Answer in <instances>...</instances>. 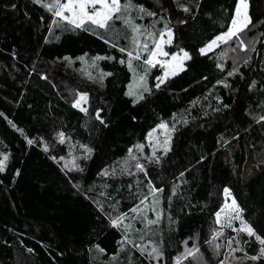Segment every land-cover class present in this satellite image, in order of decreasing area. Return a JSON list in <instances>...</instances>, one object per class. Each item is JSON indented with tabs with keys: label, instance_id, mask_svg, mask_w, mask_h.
I'll use <instances>...</instances> for the list:
<instances>
[{
	"label": "trees",
	"instance_id": "trees-1",
	"mask_svg": "<svg viewBox=\"0 0 264 264\" xmlns=\"http://www.w3.org/2000/svg\"><path fill=\"white\" fill-rule=\"evenodd\" d=\"M133 3L157 14L141 19L132 10L142 28L158 35L170 21L174 35L167 52L184 49L192 57L159 89L153 85L163 68L151 67L146 80L152 94L138 104L126 95L134 75L119 47L132 50V33L121 21L108 31L69 32L53 25L52 14L33 0H0V153L8 154L0 171V264H173L184 245L199 248V264H219L235 234L224 229L214 240L220 247L210 243L220 228L215 213L226 200L225 187L244 209L245 220L264 237V121L259 120L264 116V0H250L253 23L244 36L248 48L231 41L204 54L198 49L230 25L235 0ZM133 64L143 71L142 62ZM234 66L238 71L229 76ZM101 72L112 75L100 82ZM81 91L89 94L87 112L72 104ZM96 109H103L108 127L96 119ZM162 121L169 129L174 124L175 131L171 150L164 154L157 147L161 159L154 163L148 160L153 152L148 133ZM59 132L65 134L63 143ZM26 138L35 142L29 145ZM82 144L93 152L86 153ZM136 144H143L133 148L138 161L128 152ZM226 149L232 161L224 158ZM246 160L260 169L244 181ZM137 162L147 175L136 169ZM124 167L132 175H121ZM102 169L117 174L98 175ZM149 180L163 192L149 195ZM144 197L145 204H139ZM153 199L157 203L151 206ZM134 205L149 219L156 218L154 207L161 213L158 222L146 227L139 218L132 220ZM109 213H127L124 223L131 224L135 244L156 246L164 255L150 260L131 244L121 250L124 229L110 225ZM239 241L244 250L237 253L240 264H260L243 259L258 253L259 241L245 233ZM181 264L196 262L191 257Z\"/></svg>",
	"mask_w": 264,
	"mask_h": 264
},
{
	"label": "snow or ice",
	"instance_id": "snow-or-ice-1",
	"mask_svg": "<svg viewBox=\"0 0 264 264\" xmlns=\"http://www.w3.org/2000/svg\"><path fill=\"white\" fill-rule=\"evenodd\" d=\"M34 3L40 4L42 7L47 9L48 12L52 14V21L51 23L55 25L57 28H61L62 30H66L69 32H75L78 29H83L84 31H99L103 29L104 31H108L110 25L116 21H121L125 26H127L132 33L131 37V46L132 50H129L126 47H119V51L121 53H127V67L130 71H132L134 75L133 83L129 84V91L126 95L132 97L131 103L138 104L141 101H146V93L148 95L152 94V88L147 86V73L151 67L156 65H160L163 67L164 71L162 76L156 77L157 83L153 85L155 89H159L161 84L164 83L165 80L168 79L169 76H175L177 70H183L184 64L183 61L191 60L192 57L190 53L184 49H180L179 52L182 55H179L177 52L169 53L164 50V45L172 44L173 43V29L169 26L170 21H165L164 26L162 29L158 30L157 32L150 31L148 28L142 26L135 22V17L131 15L132 10H135L139 14V18H143V15L146 14L147 16H156L155 12L147 11L142 4H135L133 0H33ZM182 8L184 12H192V8L187 4H180L178 5ZM199 6L198 4L196 5ZM250 0H235L234 5V14L230 15V25L227 27L226 31H220L218 34L214 35L212 39L208 40L202 47L198 49L200 54L206 53V51H211L217 48L220 44H226L229 41H233L235 38V43H237L241 48H248L250 45L245 44L244 36L245 30L249 29V26L253 23L252 17L249 13L250 10ZM15 8V5H12ZM41 20L43 17L40 18ZM163 20V17H160ZM179 23H186V21H178ZM94 26V29L93 27ZM49 31H52V28H49ZM143 36L144 40L141 41L140 37ZM104 39L103 36L100 37ZM149 43L153 45V47H149ZM116 46V45H113ZM235 51V49H232ZM144 54H147V58H144ZM224 55H227L225 52ZM171 56V59H166L167 57ZM105 57H94L93 60L96 59H104ZM112 59V57H108ZM61 59L70 60V57H63ZM78 59H83V57H79ZM142 62L143 71H139L137 66H134L133 61ZM119 63L124 64L125 61L123 58L120 59ZM235 65V61H234ZM217 67H223V64H218ZM238 71L237 67H233L232 71L228 72L229 76L234 75ZM89 79H95L91 75V73L87 74ZM105 75H112V73H104L101 72L99 75V81L102 82ZM42 79H47L46 75H42ZM217 83H222V81H217ZM255 81L249 85L251 88L255 85ZM89 99V94L87 92H78L75 98L72 101L73 107L80 109L82 112H87L88 109L85 107L87 105ZM219 99V98H218ZM224 108H228L229 105L224 104ZM219 109H217L218 111ZM103 109H96L95 116L96 119L100 122L101 125L104 127H108V122L101 116V112ZM132 119H136V117H132ZM260 121H264V116L259 117ZM187 121H185L186 123ZM14 128L16 127L15 124L12 125ZM157 128H162L168 130V134L165 136L163 142L159 140L153 145V152L152 156L148 157L149 161L154 163L160 162V156L157 155L156 148L159 147L163 150L164 154H167L171 150V132L175 131V125L173 124L172 127L169 129V126L166 122H161L160 124L156 125V127L152 128L149 133V139H152L153 133L156 132ZM18 131H22L19 130ZM58 135L61 138V143L64 142L65 134L63 132H59ZM27 139V138H26ZM42 139V138H41ZM35 141L33 139H27V143L29 145L33 144ZM80 147L84 148L86 153H92L93 149L89 148L87 145H80ZM133 148L142 149L143 144H136L133 145L128 149V152L131 154V159L137 160L138 157L135 156L133 153ZM45 150H47V146H45ZM87 158V156H86ZM154 158V159H153ZM53 159H57L53 157ZM59 159L63 160V157ZM203 159V157H201ZM8 160V154H2V158H0V171H4L5 163ZM127 162H125L126 164ZM73 168H79V165L76 163L72 164ZM136 169L141 172H144L147 175L146 168L143 164L137 162L135 164ZM83 171V169H80ZM127 172L128 175H132L131 172L127 170V167L120 169V174L123 175ZM19 174V170H17V175ZM116 175V169H112L109 171L108 169H102L98 175L108 176V175ZM183 176V173H180ZM150 192L149 195L155 196L158 193L163 192V188H156L152 181H148ZM77 188L80 186L77 184ZM174 191V189H173ZM225 196L231 195V190L227 187L224 188ZM148 197H144L143 200L139 201V204L144 205L147 201ZM157 201L153 199L152 204L155 205ZM226 207L232 212L235 213V216L228 217V223L231 225L232 219H240L241 220V229L242 231L246 232L249 236H254L257 241H259L260 248L256 255L248 256L245 254L243 259H247L250 261H260V264H264V237L260 236L256 233L255 229L248 224L242 217L241 213L244 212V209L240 207L237 200L233 196L231 199L230 204H226ZM101 211H103V205H100ZM151 210L155 213V219H149L147 214L144 213L143 209L134 205L131 212L137 213V216L131 217L132 220H136L137 218L140 219V222L145 224V226L153 225L158 222L159 217L161 215L160 212L156 211L154 207ZM217 217V223H220V216L221 212L217 211L215 213ZM127 213H121L118 216L113 217L110 213L108 214L109 223L111 226L116 228H123L124 235L121 238V241H118L120 244L121 250L125 248L126 245L131 244L135 248L141 249V254L147 253L148 258L151 260L153 258H159L164 255L163 251L160 248L153 246L151 249L142 248L141 245L135 244L134 240L130 237L129 232L132 229L130 223H124L125 217ZM139 231V230H137ZM222 231V229H221ZM219 233H214V239L212 242L214 244V248H219V244H215V236ZM143 239V237H141ZM151 243V241H149ZM207 243V242H206ZM233 240L230 238L228 241L229 249L231 253L236 251L235 248H232ZM235 243L239 244L240 241L236 240ZM99 251L103 252L104 250L99 248V245L95 246ZM29 251H32L29 249ZM199 248L196 245H193L191 249H186L185 253H181L180 257L177 258V264H180V259L186 257H193L196 264H199ZM240 251H244L243 248ZM233 260L236 261V264H240L239 257H233ZM220 264H226L225 260H221Z\"/></svg>",
	"mask_w": 264,
	"mask_h": 264
},
{
	"label": "rangeland",
	"instance_id": "rangeland-1",
	"mask_svg": "<svg viewBox=\"0 0 264 264\" xmlns=\"http://www.w3.org/2000/svg\"><path fill=\"white\" fill-rule=\"evenodd\" d=\"M50 2V1H49ZM244 38V37H243ZM231 42V41H229ZM228 42V43H229ZM233 42H235V38L233 39ZM245 42V40H244ZM168 44L164 45V50H166V47H167ZM237 45V43L235 44V46ZM179 55H182V53H180L179 51H176ZM208 52V51H206ZM166 59H171V56L167 57ZM186 60L183 61V64H185ZM163 68V67H162ZM164 71V69H163ZM180 70H177V72H179ZM163 72L161 73L160 76H162ZM134 79L132 80L131 83H133ZM147 86H148V82H147ZM129 87H128V90L129 91ZM90 99V98H89ZM89 99H88V103L87 105H85V107H87L88 109V105H89ZM167 134V130L166 129H162L161 128V131H157L155 133H153V137L152 139H149L148 138V141L154 145L156 143L157 140H159L160 142L162 141V139H164L165 137H162V135H166ZM150 145V144H149ZM151 146V145H150ZM0 157L2 158V153H0ZM224 158L227 160V161H232L231 157H230V151H228L227 149L225 150L224 152ZM260 169V166L259 165H256V164H252L249 162V160H246L243 164V169H242V178L244 179V181L248 180L249 178H251L253 175H255L258 170ZM232 193L230 196H225L226 200L223 204V206L218 210L221 212V216H220V223H217L218 225H220V228L219 230H217V232L220 234V233H223L224 232V229H227L229 228L230 230H233L235 232V234L231 237V239L233 240V243H232V248H235L236 251L234 253H231V250L229 249V246H228V241H227V245H226V250H225V255H224V258L223 260L226 261V264H236V261L233 260V257H239L238 256V251L240 250V243L237 244L235 243L236 240H239V235L242 234V233H245L247 234L246 232L240 230L241 229V220L240 219H232L231 220V225H229L228 223V217L230 216H235V213H232L227 207H226V204H230L231 203V199H232ZM151 206L153 205L152 204V201L150 202ZM147 205V204H146ZM243 219L245 220L244 216H243V213H241ZM246 221V220H245ZM216 222H217V217H216ZM247 222V221H246ZM248 223V222H247ZM249 224V223H248ZM222 229V231H221ZM248 235V234H247ZM192 246H186L184 245L181 252L179 254H177L175 256V259H173V264H177V258L180 257L181 253H185L186 249H191ZM186 258H191V257H186ZM186 258H182L180 259V264L182 263L183 260H185ZM193 258V257H192ZM199 263L200 261L202 260V254L201 252L199 251ZM220 264V263H219Z\"/></svg>",
	"mask_w": 264,
	"mask_h": 264
}]
</instances>
